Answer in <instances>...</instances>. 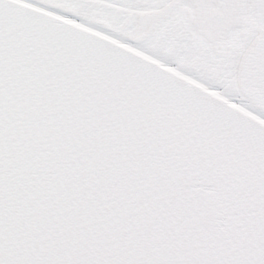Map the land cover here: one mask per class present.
Returning a JSON list of instances; mask_svg holds the SVG:
<instances>
[{"label":"snow or ice","instance_id":"1","mask_svg":"<svg viewBox=\"0 0 264 264\" xmlns=\"http://www.w3.org/2000/svg\"><path fill=\"white\" fill-rule=\"evenodd\" d=\"M0 264H264V0H0Z\"/></svg>","mask_w":264,"mask_h":264}]
</instances>
